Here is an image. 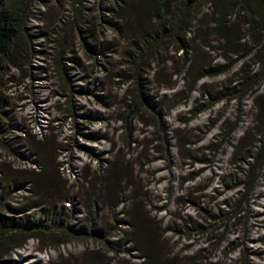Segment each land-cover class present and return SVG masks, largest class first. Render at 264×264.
<instances>
[{"label":"trees","instance_id":"1","mask_svg":"<svg viewBox=\"0 0 264 264\" xmlns=\"http://www.w3.org/2000/svg\"><path fill=\"white\" fill-rule=\"evenodd\" d=\"M91 1L95 0H73L71 13L61 20L65 31L59 30V36L64 32L68 35L58 42L56 40V48L53 49L59 54L54 67L63 75L70 94L74 91L81 97L92 99L104 112H111L120 106L117 110L119 124L124 130H129L127 134L123 132L126 134L124 149L130 152L132 146H139L137 140H133L137 132L134 125L138 122L145 128L155 129L157 136H163L161 144L165 147L164 153L169 154L171 140L168 141L166 120L172 108L164 93L182 87L183 94H192L202 81L212 77L214 69H217V74L223 72L228 75L225 85L217 93L203 89L200 102L208 100L210 105L201 112H194V115L210 111L220 102H235L240 108L247 100L251 102L254 123L240 140L251 139L252 143L241 152L238 151L240 141L237 144L232 139L228 141L233 150V163L243 156L240 161L244 165L243 182L234 189L243 187L244 194L237 195L234 208L214 215L211 222H232L238 218L239 221L250 220L249 210L256 204L255 197L264 182V0H96L94 9L89 8ZM27 4V0H0V80L18 50ZM200 6H210L208 14H204L203 7L199 11ZM211 36L216 37L215 42L209 40ZM199 43L219 52V58L216 56L211 63L196 66L194 55ZM212 43H215L213 47ZM77 44L81 57L77 55ZM217 59L222 60L224 66L213 65ZM165 73L168 77L161 80ZM102 83L113 85L118 93L124 91L122 102L118 103L116 98L109 96L107 87ZM73 110L75 113L71 118L77 122L76 130L81 139L87 143L110 142L100 133H91L94 125L107 120L98 119L100 116L93 115L87 107L73 106ZM58 140H48V137L38 140V137L31 135L28 138L26 135V145L31 154L34 152L37 166L28 169V180H35L32 183L41 191L43 204L37 203L42 204L37 207L34 202L29 211L17 213L19 222L0 217V247L14 245L16 238L22 237L23 240L27 234L25 241L36 240L47 250L49 246L44 244L43 236H52L47 232V209L49 206L53 212L60 202L70 204L66 215L72 213L74 216L75 222L66 227L60 225L59 228L66 229L68 238L98 242L115 256L136 252L142 255V264H176L177 259H180V264L200 261V254L194 259L181 260L173 251L168 253L169 244L163 236L165 229L162 226L158 233L148 228L149 223L143 213L145 204H136L138 198L132 197L130 210V205L123 201L128 188L133 185L131 180L134 179L135 165L130 155L121 150L117 151V158L114 159L115 146L111 153L93 156L97 175L90 180L88 176L83 177L85 181H90L87 184L92 193H88V203L77 204L71 192L67 191L69 183L63 177ZM224 145L213 151L214 156ZM80 149L87 152L84 147ZM89 151L96 153L92 149ZM112 191L115 192V201L110 196ZM90 200L93 202L90 203L91 208ZM95 209L96 219L92 215ZM119 209L126 221L115 215ZM38 210L41 212L38 213ZM106 210L111 214L112 227L102 217ZM81 217H85L83 222L79 220ZM120 227L127 228L130 234L121 232ZM184 232L174 230L179 239L191 241L189 231L185 229ZM117 233H121L123 238L115 240ZM122 244L123 247L133 245L134 251H118L115 248ZM22 246L14 248L20 250ZM88 255L92 257L99 252Z\"/></svg>","mask_w":264,"mask_h":264},{"label":"rangeland","instance_id":"2","mask_svg":"<svg viewBox=\"0 0 264 264\" xmlns=\"http://www.w3.org/2000/svg\"><path fill=\"white\" fill-rule=\"evenodd\" d=\"M72 2L27 0L18 50L0 80V217L19 222L17 213L29 211L34 202L37 207L43 204L41 191L33 185L35 180H28L29 170L37 166L34 152L31 154L26 145V135L28 138L31 135L38 137V140L48 137V140L54 141L59 138L57 142L61 149L59 155L63 177L69 183L67 191L71 192L77 204L88 203V193H92L87 183L97 175L93 156L111 153L115 146L114 159L117 158V151L121 150L130 155L135 165L134 179L131 180L133 185L128 188L123 201L130 205V210L132 197L138 198L136 204H145L143 213L145 221L149 223L148 228L159 233L163 226V236L169 244L168 253L173 251L181 260L194 259L200 254V261L196 264H264V182L255 197L256 204L249 210L250 220L239 221L238 218L232 222H211L214 215L234 208L238 196L244 194L243 187L234 189L243 182L244 165L240 163L243 156L233 163V150L228 141L232 139L235 144L240 141L238 151L241 152L252 143L251 139L240 140L254 123L251 102H244L243 108L235 102H220L210 111L194 115V112H201L210 105L208 100L200 102L203 89L207 88L215 94L226 83L228 75L223 72L217 74V69H214L212 77L202 81L192 94H183L182 87L164 93L172 108L166 120L168 141L171 140L169 154L164 153L165 147L161 144L163 136H157L155 129L145 128L138 122L134 125L137 132L133 140H137L139 146H132L129 152L124 149V135L129 130H124L119 124L120 106L111 112H104L92 99L81 97L74 91L70 94L63 75L54 67V61L59 58V54L53 50L56 40L58 42L68 35L64 32L59 36L60 31H65L61 20L71 13ZM95 5L96 0L91 1L89 8L94 9ZM202 7L204 14H208L210 6ZM194 25L197 26L196 22ZM209 40L215 42L216 37L211 36ZM76 48L77 55L81 57L78 44ZM210 49L200 46V43L197 45L194 55L196 66L211 63L220 55ZM217 64L224 66L220 59L213 63ZM165 77H168V73L160 79ZM183 78L184 75L181 76ZM72 79L75 81V78ZM102 85L107 87L109 96L116 98L118 103L122 102L124 91L118 93L113 85ZM73 106L87 107L93 115L100 116L98 119L107 120L94 125L91 133H100L113 144L87 143L81 139L76 130L77 122L71 118L75 113ZM154 141L157 143L153 144ZM223 143L225 145L214 156L213 151ZM80 147L87 152L84 153ZM91 149L96 153L89 151ZM85 176L89 177L88 181L83 179ZM114 195L112 191L110 196L113 201L116 199ZM40 202L42 204H37ZM90 203L93 202L90 200ZM69 206L59 202L53 212L48 206L47 232L52 236H43L44 244L49 246L47 250L36 240L25 241L26 234L23 240L22 237L16 238L14 245L0 247V264H142V255L136 252L115 256L98 242L68 238L66 229L59 228L60 225L66 227L75 222L72 213L66 215ZM121 213L119 209L115 215L126 221ZM92 215L95 219L98 217L96 209ZM102 217L113 226L109 210ZM79 220L83 222L85 217ZM179 229L182 232L187 229L192 236L191 241L176 237L174 230ZM120 231L129 233L125 227H120ZM120 238H123L122 234L117 233L115 240ZM20 244H23L20 250L14 248ZM115 248L118 251H134L133 245L123 247L122 244ZM92 252H99V255L86 256ZM175 263L180 264V259Z\"/></svg>","mask_w":264,"mask_h":264}]
</instances>
